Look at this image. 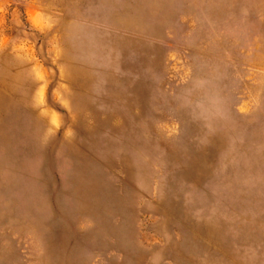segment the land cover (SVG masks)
Wrapping results in <instances>:
<instances>
[{
  "label": "rangeland",
  "instance_id": "rangeland-1",
  "mask_svg": "<svg viewBox=\"0 0 264 264\" xmlns=\"http://www.w3.org/2000/svg\"><path fill=\"white\" fill-rule=\"evenodd\" d=\"M0 264H264V0H0Z\"/></svg>",
  "mask_w": 264,
  "mask_h": 264
}]
</instances>
